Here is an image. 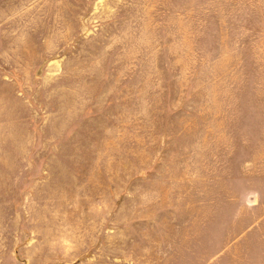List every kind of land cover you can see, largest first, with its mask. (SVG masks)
I'll return each instance as SVG.
<instances>
[{
  "label": "rangeland",
  "instance_id": "1",
  "mask_svg": "<svg viewBox=\"0 0 264 264\" xmlns=\"http://www.w3.org/2000/svg\"><path fill=\"white\" fill-rule=\"evenodd\" d=\"M264 0H0V264H264Z\"/></svg>",
  "mask_w": 264,
  "mask_h": 264
},
{
  "label": "crops",
  "instance_id": "2",
  "mask_svg": "<svg viewBox=\"0 0 264 264\" xmlns=\"http://www.w3.org/2000/svg\"><path fill=\"white\" fill-rule=\"evenodd\" d=\"M262 203H264V202H262V201H259V204H262ZM260 261L264 262V260H262V259H261Z\"/></svg>",
  "mask_w": 264,
  "mask_h": 264
}]
</instances>
